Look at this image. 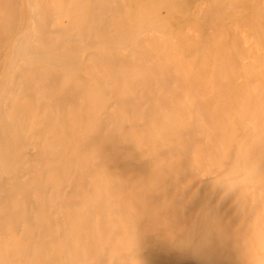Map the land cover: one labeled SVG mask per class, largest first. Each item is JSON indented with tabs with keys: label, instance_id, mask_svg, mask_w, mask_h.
Instances as JSON below:
<instances>
[{
	"label": "bare ground",
	"instance_id": "obj_1",
	"mask_svg": "<svg viewBox=\"0 0 264 264\" xmlns=\"http://www.w3.org/2000/svg\"><path fill=\"white\" fill-rule=\"evenodd\" d=\"M108 1L34 0L29 4V0H0V174L14 171L17 176L23 165L35 162L23 152L31 142L40 154H49L57 146L61 149L63 145H76L92 134L106 141L109 149L119 140L135 145L145 144L146 141L158 143L161 142V135L167 136L169 142L197 122L196 118L185 116L184 107L174 105L173 112L165 113L154 106L153 114L160 116V120L151 121L138 132L118 128L122 120L143 117L142 99L157 93L156 85H159V75L164 68L124 66L111 57L88 52L87 49L81 50L87 52L80 59L78 51L69 48L74 41L108 34L111 24H114L112 32L120 35V45L134 39L133 31L122 24L126 15H121L120 19L116 16L103 17L101 9ZM145 1L138 2L136 13L140 18L138 27L149 36L135 42L136 47L131 49L128 59L134 55L140 59L160 57L157 49L156 53L146 56L145 51L139 48L144 44H162L153 34L163 33L167 26L154 24V21L160 20V14L175 11L171 3L166 4L167 0ZM216 2L212 0V5L207 4L208 7L200 6V14L192 13L197 20L200 19L201 25L205 24L204 16L210 9L215 14L227 13L224 4L220 0ZM249 7L256 18H247V22L251 26L250 34L259 39L257 43L251 47L247 42L248 46L241 49L239 39L230 35L229 38L220 36L212 62L222 57L226 63L236 67L240 59H253L258 66L254 72H249L248 68L244 70L241 63L239 73L245 82L256 80L260 83L264 81V0L259 7L255 4H249ZM66 8L68 10L64 11ZM56 16L61 18L59 25L54 23ZM243 19L241 22H245ZM26 20L29 23L21 28L23 24L18 22ZM227 30L231 34V28ZM115 42L103 43L102 49L111 50ZM226 46H234L233 53L227 54L224 51ZM182 52L189 56L191 49L185 47ZM80 67L86 69L85 80L61 74L62 71L73 73ZM137 88L135 101L130 106L118 102L122 107H113L115 113L112 118H106L109 111L105 112V117L100 116L105 96L126 95ZM223 90L220 88L219 92ZM238 91L239 102L245 103V107L254 104V108L263 113L241 114L239 111L237 119H247L251 128L242 124L237 134L225 111L230 109L231 104L223 100L220 104L216 102L219 108L211 112L212 119H215V145L210 152H207V146L201 147L199 153L217 163L229 157L224 149L234 144L237 149L233 162L239 160L242 175H235L234 165L227 179L216 181L211 190H206L203 196H196L197 176L191 173L183 182L188 196L170 195L165 183L174 188L178 186L180 183L176 176L191 165L190 161L183 165L179 159L171 157L164 161L158 155L147 159L140 172L126 176L116 172L109 176L105 172L110 166H129L133 161L128 154L112 152L105 169L89 177L88 182L93 185L95 193L87 197L81 190V183L69 184L71 172L91 166L102 158V154L92 146L85 151H77L73 147L56 159L42 175L30 177L23 190L0 185V199L8 197L5 203L0 201V264H147L154 249L166 246L178 258L166 260V264L264 262V198L260 197L259 207L251 208L247 202L251 196L240 186L241 183L254 184L264 172V152L261 149V142L264 141V102L255 97L254 90L244 88ZM258 120H262L259 127ZM206 129L199 123V136H203ZM185 148L172 144L171 151H184ZM106 181L113 187L123 183L122 191L113 190L111 195L106 194V198L97 203V193L104 190ZM67 187L68 196L63 194ZM72 191H76L75 194ZM84 201L90 206H76L77 202ZM189 203L196 206L193 213L185 211ZM105 210L113 214H106ZM119 212L124 214L117 215ZM187 214L194 216L188 220L185 218ZM250 223L255 225L248 227ZM241 226H244L243 230ZM161 231L163 234L160 236L147 237L149 233ZM178 238L179 241H176ZM142 250L145 251L143 255ZM156 262L163 264L164 260Z\"/></svg>",
	"mask_w": 264,
	"mask_h": 264
},
{
	"label": "rangeland",
	"instance_id": "obj_2",
	"mask_svg": "<svg viewBox=\"0 0 264 264\" xmlns=\"http://www.w3.org/2000/svg\"><path fill=\"white\" fill-rule=\"evenodd\" d=\"M21 1L24 2L25 0ZM143 1L146 2L145 0H127L128 3H123L122 0H109L107 3L104 2L106 4L101 9V14L105 18L116 16L120 19L121 15H126L124 21H122V24L128 27V29L130 31H133V33L135 34L134 39L127 42L126 45H120L121 43L120 41H118L120 35H115V33L112 32V30H114V24H111L109 26L110 32L108 34H105L101 37L93 35L81 41H74L70 44L69 48L77 50L78 58L80 59L84 57L87 51H91L102 53L107 57H111V59L115 60L118 64L124 66H159L165 69L164 70L162 68L163 70L159 75L161 80L159 82L160 87L159 85H156L158 86L157 93H155V95L153 96L142 99L143 117L139 119L137 118L120 121L119 127L117 126L120 130L127 131L133 129L135 132H138L145 129L149 125L148 123H150L151 121L160 120V116L153 114L154 106L160 110L163 109L165 113L173 112L174 110L172 109V106L174 108V105L175 107H184L186 108V110L184 111L185 116L191 119L196 118L197 122H195L194 125H192L191 128H189L183 135L172 139L169 142L166 140L167 136L161 135V142L158 143L146 141L145 144L135 145L131 142H120L119 140L118 143H111L113 145L109 149L106 141L101 140L97 135L92 134L84 138L83 140H80L76 145H63L61 148L62 150L57 146V148L49 154H46V152L45 154H40L39 149L34 145V143L31 142L30 145L23 149V152L28 158L34 160L35 162L33 164H29L27 162V164L23 165L22 170H20L21 173H17V176L15 175L14 171L1 173L0 185H4L8 188L15 187L17 188V190H23V188H26L25 184L30 182V177H34V175L36 177H39L40 175H42V173L50 165H52L56 159L64 156L73 147H75L77 151H85L87 148H91V146L94 149H97L102 154V158L94 161L91 166H85L78 171L73 170L71 172V178L69 179V184L71 182L70 185H73V183H77V185H79L81 183V190L87 195V197H90V195L95 193L93 185L88 182L89 177H92L100 171H103V168L105 169V166L109 164V160L111 158V156L109 155L112 152H121L124 154H128L131 158H133V161L129 166H127L126 164L117 165L115 167L110 166L105 172L106 175L109 176H112V174L116 172H121V174L124 176L140 172L144 169V162L147 159L158 157V155V158H163L164 161L169 160L171 157L174 159H179L183 165L187 164V161H190L191 165L184 168L186 170L183 171V169L176 176L178 183H180L178 186L174 188L172 185H168V183H165V189L171 192L170 195H176L177 193V196H181L183 194L188 196L185 189V187L187 186H185L183 182L191 173L197 176V178L195 179V185H197V187H194V191L197 193L196 196H203L206 190L209 191L212 189L216 181L227 179L230 175V170L234 169V165L236 169L235 175H242L241 163L238 162L239 160L236 159L233 162L234 152L237 149V146H235L234 144H231L229 147H225L224 149V153L229 157L221 159L217 161V163H214V161L209 160L208 158H203L199 152L200 148L204 146L208 147L207 152L213 150V147L215 145V141L213 140L215 133L213 128L215 119H212L211 112L219 108L218 105L221 102L224 101L231 104L230 109H227L225 111L227 112V120L229 121L232 129L234 128V131H236L237 134L240 133L239 128L242 126V124L243 127L245 126V128H251V122H249L247 119H237L236 116L237 114H239V111L241 114L263 113V111H260L258 108H254V104L245 107V103L239 102L238 100V90L246 88L249 89V91L254 90L255 97L260 99L261 102H264V92H262L264 91V81L260 83L256 80H249L245 82L241 74L239 73L240 69L242 70V67H240L241 63L244 64L243 69L245 70L248 68L249 72H254V69L258 67L256 65L257 63H255L253 59L244 58L242 61L240 59L239 65H236L235 67L232 63H226V60L222 57H218L215 62H212L215 48L219 43L217 39L220 36H226L229 38L230 35L231 38L233 37L239 39L241 49H244V47L246 48L248 46L247 42L250 43V46L254 45L255 42L257 43L259 39L258 37L252 36L250 34L251 26L247 22V18H256L253 16V11L251 7H249V4H252V6H254L255 4L256 7H259L263 3V0H220L224 4L223 8L227 9V13L220 14L212 13V10L210 9V5H212L210 3L212 0H167L166 4L171 3L170 6H172L175 11L167 12L163 15L160 14L161 18H159L160 16L158 17L160 20L156 19L154 21V24L167 26L168 30L166 29L163 33L158 32L153 34V36H155L157 39H160L162 44L159 46L144 44V46H141L139 48L142 51H145L144 53L146 56L151 52H159L160 57L140 59L139 57L134 55L131 56V59H128L129 52L131 51V49L136 47L135 42L149 36L148 33L142 32L138 27L140 18L136 13L137 4L138 2L142 3ZM214 1L219 2V0ZM33 2L34 0H29V4ZM207 4H210V11L204 16L206 20L204 22L205 24L201 25L200 19L197 20V16L195 14L192 15V13L200 14V11L202 10L199 9L200 6L204 5L208 7ZM233 5L237 7L232 8ZM148 9L150 10L151 8ZM67 10L68 8L64 9V11ZM241 19H243L245 22H241ZM28 23L29 21L27 20L25 22H18V24H23L21 25V28H24V26ZM54 23L56 25H59L61 23V18L59 16H56L54 18ZM228 27L231 28V34L227 33ZM208 34L217 35L207 36ZM212 37H215V39ZM114 40L116 41L114 43L115 47L111 48V50H105V48H103L104 50L102 49L103 43L111 42ZM185 47H189L191 49V54L189 56H186L182 52ZM64 48L68 49L65 46ZM83 49H87V51L84 50L82 52L81 50ZM156 49L157 51L155 52ZM234 50V46H226L224 48V51L227 54L233 53ZM225 66L227 68L223 71H220V69H224ZM256 72H259V70H256ZM61 74L64 75V77L74 78L76 80L87 79L86 69L83 67H80L79 70L73 73H70L69 71H62ZM220 88H224L223 92H219ZM137 91L138 88L135 90L133 89L126 95L108 94L107 96H105V101L100 111V116L105 117V112L109 111V114H107L106 118L110 119L115 113V109H113V107H116V105H119L121 107L122 105L130 106L135 101ZM118 102H122L123 104L121 105ZM216 102H218L219 104ZM67 103L68 102L66 101L65 105H67ZM52 104L54 103H51L50 105ZM189 107H192V111L189 109ZM117 113H119V110L117 111ZM209 115L210 117H208ZM261 121L262 120H258L257 127H259ZM199 123H202L207 127L203 136H199L198 134L199 132L197 128ZM30 134L31 131L29 132V135ZM198 137L201 138V141H199ZM234 137L235 136L233 135L232 139ZM239 138L240 136L237 137V140ZM198 141L203 144L200 145ZM261 143V149L264 152V141H262ZM172 144H177L181 147L186 148L184 151L173 152L171 151ZM151 148L154 150H152ZM262 166H264V162H262ZM218 167H220V169H217ZM259 176L260 177L252 185H244L243 183H241L240 185L244 187L249 192V196H251V198L247 200L248 205L251 208L259 207L260 197L264 198V172ZM109 183L106 181L104 190L101 193H97V203H101L102 199L106 198V196L109 194L111 195V193H113V190L122 191L123 183L115 187L109 185ZM219 186L220 185L216 187V189L214 190L215 192H217ZM27 190H29V188ZM72 192L75 194L76 191ZM63 194L67 196L70 195L68 187L64 190ZM7 199L8 197H2L0 199V201H2L1 204L5 203ZM84 202L85 203L77 202L76 206H78L79 204L82 207L90 206L89 202ZM195 207L196 206L189 203L185 208V211L193 213ZM105 211L106 214H113L110 210ZM123 214L124 213L122 212L117 213V215ZM193 216L194 215L187 214L185 218L189 220V218L192 219ZM252 225H255V223H250L248 227ZM241 227L243 230L244 226ZM162 234L163 231L152 234L149 233L147 234V237H157ZM176 241H179V238L176 239ZM166 247L167 248L164 249H154V251L150 253V260L147 264H157L156 261L159 260H164L163 264H166V260L169 261L170 259H172L174 257V254L170 253L169 246ZM144 253L145 251L142 250L141 254L143 255ZM180 254H183V252L180 251ZM174 258L175 260H178L176 256ZM259 264H264V262L260 261Z\"/></svg>",
	"mask_w": 264,
	"mask_h": 264
}]
</instances>
